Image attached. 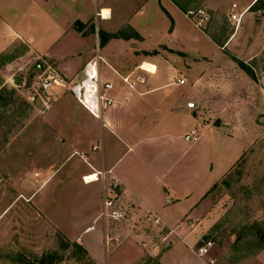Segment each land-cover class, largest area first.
I'll return each instance as SVG.
<instances>
[{"label":"rangeland","instance_id":"1","mask_svg":"<svg viewBox=\"0 0 264 264\" xmlns=\"http://www.w3.org/2000/svg\"><path fill=\"white\" fill-rule=\"evenodd\" d=\"M254 1L189 0L188 11L204 13L197 27L223 40L224 56L239 69L246 67L254 87L263 92L264 0L259 9H249ZM240 13L239 22L234 21L232 15ZM91 28L87 32L101 45L102 31L95 24ZM195 47L206 50L209 42L201 37ZM47 68L61 78L49 59L36 57L23 43L0 46V264H113L109 253H120L115 258L121 264H264V115L257 117L263 128L256 143L199 199L182 226L168 227L157 218L143 224L119 203L125 219L104 223L98 219L96 192L81 184L86 177L79 171L84 152L73 129V107L81 108L61 86L48 92L38 88L37 75ZM198 111L201 124L218 122L207 109ZM239 121L241 129L231 139L222 131L199 129L193 146L197 176L192 173L182 184L194 195L253 132L243 117ZM105 193L117 202L113 184L100 191L101 200ZM95 221V230L84 234ZM206 241L211 247L197 255Z\"/></svg>","mask_w":264,"mask_h":264},{"label":"crops","instance_id":"2","mask_svg":"<svg viewBox=\"0 0 264 264\" xmlns=\"http://www.w3.org/2000/svg\"><path fill=\"white\" fill-rule=\"evenodd\" d=\"M92 24L104 35L101 45L86 30L89 26L92 30ZM200 36L209 42L208 49L195 47ZM13 41L23 43L36 57L49 59L66 85L80 77L88 60L100 56V78L111 84L108 95L113 105L96 118L68 93L81 108L73 107V129L84 152L79 171L84 176L101 173L93 182L82 177L79 182L96 192L101 209L100 191L113 184L117 203L131 210L133 218L143 224L157 218L168 227L182 226L199 199L261 134L257 117L264 115V87L263 92L254 87L246 72L224 56L223 40L216 43L173 0H0V46ZM200 107L218 122L201 124ZM240 117L253 132L194 195L182 184L192 173L194 179L197 176L193 146L199 141V129L222 131L231 139L241 129ZM192 129L197 138L188 142L183 135ZM95 224L88 223L94 228L84 234L95 230ZM109 254L113 264H121L116 253Z\"/></svg>","mask_w":264,"mask_h":264},{"label":"built area","instance_id":"3","mask_svg":"<svg viewBox=\"0 0 264 264\" xmlns=\"http://www.w3.org/2000/svg\"><path fill=\"white\" fill-rule=\"evenodd\" d=\"M235 6L236 5L234 4L233 7ZM241 15L242 13L238 15L233 14L232 19L236 22H239ZM187 16H189L192 21L194 20L193 23L196 26H200L203 19L206 18L202 11L197 13L193 11H187ZM100 60L101 58L98 54L88 60L82 68L81 76L77 80L67 85L62 82L56 71L47 68L42 73L37 75V78H39L38 88L48 92L56 86H63L81 107H83L93 117L98 118L103 110L113 105V99L108 95V91L111 89V84L102 81L100 78ZM178 82L183 83V80L180 79ZM183 138L188 142H192L196 140L197 133L194 129H192L186 132L183 135ZM93 175L95 179H97V176L95 174ZM84 180L86 179L84 178ZM125 216V210L122 208V206H120L115 201L114 197L105 193L102 197V209L98 218L102 221L118 223L124 220ZM93 228L94 226L87 227L85 232H88ZM210 247L211 241H206L204 246H201L197 249L196 254L203 256L207 253Z\"/></svg>","mask_w":264,"mask_h":264},{"label":"trees","instance_id":"4","mask_svg":"<svg viewBox=\"0 0 264 264\" xmlns=\"http://www.w3.org/2000/svg\"><path fill=\"white\" fill-rule=\"evenodd\" d=\"M262 0H256L249 9H252V10H257L259 9V6H257V4H260ZM173 2L178 6V8L180 10H182L184 13H186L188 11V4H189V0H173ZM119 35V34H118ZM117 35V36H118ZM212 39L216 42V43H222V41H220L219 39H216L215 37L212 36ZM244 67V66H243ZM244 70L247 69L246 67L243 68ZM248 70V69H247ZM245 70L248 74L249 73V70L247 71ZM243 156V155H242ZM241 156V157H242ZM240 157V158H241ZM240 160V159H239ZM238 160V161H239ZM238 161L234 164V166L238 163ZM234 166L218 181L216 182L215 184L212 185L211 188L215 187L217 183H219L224 177H226L227 174H229L231 172V170L234 168ZM210 188V189H211ZM209 189V190H210ZM208 190V191H209ZM264 248V240H263V246L261 247V249Z\"/></svg>","mask_w":264,"mask_h":264},{"label":"bare ground","instance_id":"5","mask_svg":"<svg viewBox=\"0 0 264 264\" xmlns=\"http://www.w3.org/2000/svg\"><path fill=\"white\" fill-rule=\"evenodd\" d=\"M109 12V11H108ZM152 65V64H151ZM146 67H148V68H150L151 69V67L150 66H144V68H146ZM148 68H146V69H148ZM154 71V70H153ZM85 179H92V180H96L95 179V177H94V175H91V176H86L85 177ZM85 181H91V180H85ZM91 182H93V181H91ZM88 183V182H87Z\"/></svg>","mask_w":264,"mask_h":264}]
</instances>
